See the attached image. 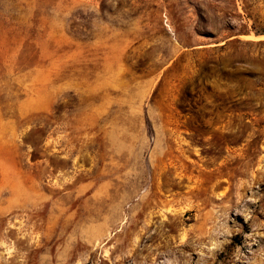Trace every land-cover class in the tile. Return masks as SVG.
<instances>
[{"label":"rangeland","instance_id":"rangeland-1","mask_svg":"<svg viewBox=\"0 0 264 264\" xmlns=\"http://www.w3.org/2000/svg\"><path fill=\"white\" fill-rule=\"evenodd\" d=\"M0 264H264V0H0Z\"/></svg>","mask_w":264,"mask_h":264}]
</instances>
